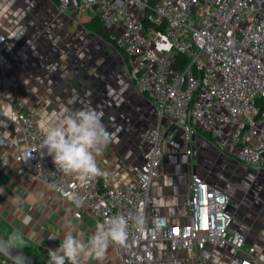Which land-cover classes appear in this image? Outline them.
Returning a JSON list of instances; mask_svg holds the SVG:
<instances>
[{
    "label": "built area",
    "instance_id": "1",
    "mask_svg": "<svg viewBox=\"0 0 264 264\" xmlns=\"http://www.w3.org/2000/svg\"><path fill=\"white\" fill-rule=\"evenodd\" d=\"M59 2L62 10L72 7V0ZM75 11L79 20L99 16L113 43L123 48L130 79L150 97L159 120L139 139L143 159L133 167L137 185H113L101 163V174L85 183L64 174L42 149L36 107L9 93L1 54L6 38L0 33V113L9 104L38 177L71 201L76 217L89 214L97 224L112 215L128 219L118 264H154L163 240L173 250H185L196 264L225 251L232 256L242 252L239 264H264L234 227L228 193L197 172L188 182L189 221L171 224L159 215L148 221L154 203L151 187L161 175L165 145L193 152L163 129V119L183 131L186 141L199 129L221 152L264 170V0H78ZM177 54L186 58L183 67ZM5 143L0 133V148ZM70 194L82 198L81 207ZM137 216L145 221L142 231L136 227Z\"/></svg>",
    "mask_w": 264,
    "mask_h": 264
},
{
    "label": "crops",
    "instance_id": "2",
    "mask_svg": "<svg viewBox=\"0 0 264 264\" xmlns=\"http://www.w3.org/2000/svg\"><path fill=\"white\" fill-rule=\"evenodd\" d=\"M75 12L73 7L61 11L53 0H0V33L6 38L1 43V54L9 93L33 104L42 126L62 110L90 108L100 113L111 135L97 158V163L105 167V179L115 186L137 185L133 167L143 159L139 139L158 122L156 108L130 79L124 53L85 26L93 15L79 20ZM162 127L193 152L187 154L165 145L161 175L151 187L154 203L148 221L159 215L171 224H183L190 219L187 194L191 173L197 172L216 184L199 172L192 159L196 143L200 150L208 146L211 149L210 144L214 143L199 129L186 141L184 132L167 119L162 120ZM0 133L6 139L0 148V233L14 237L25 251H38L46 261L48 250L58 248L67 232L79 234L87 242L95 231L96 219L89 214L76 217L71 201L38 177L9 104L0 113ZM222 154L234 158L231 159L240 168L256 171L237 158ZM247 177L249 182L256 179L253 173ZM220 187L231 198L234 227L246 235L245 247L254 246L257 255L264 259V190L243 195ZM52 236L56 238L51 239ZM117 251L118 245H112L102 261L90 259L87 264H118ZM243 256L242 252L232 256L225 251L206 264H239ZM154 264L196 262L185 250H173L163 240L157 245Z\"/></svg>",
    "mask_w": 264,
    "mask_h": 264
},
{
    "label": "clouds",
    "instance_id": "3",
    "mask_svg": "<svg viewBox=\"0 0 264 264\" xmlns=\"http://www.w3.org/2000/svg\"><path fill=\"white\" fill-rule=\"evenodd\" d=\"M42 134V149L61 172L75 175L81 183L101 174L97 158L110 142L111 135L102 123L100 113L90 108L75 112L62 110L51 122L43 124ZM70 196L76 207L82 206V198L75 194ZM135 222L142 231L143 217L137 216ZM127 235L128 219L124 215L108 216L96 225L87 242L79 234L65 233L59 247L48 250L47 264H87L90 259L102 261L110 246L125 244Z\"/></svg>",
    "mask_w": 264,
    "mask_h": 264
},
{
    "label": "rangeland",
    "instance_id": "4",
    "mask_svg": "<svg viewBox=\"0 0 264 264\" xmlns=\"http://www.w3.org/2000/svg\"><path fill=\"white\" fill-rule=\"evenodd\" d=\"M127 62L128 61L125 58V64H127ZM126 92L128 93L129 91ZM126 115H128L127 111H125V116ZM143 119L145 120V118ZM145 124L148 125L147 121ZM152 126L153 125L151 124L148 127L151 128ZM208 142L210 143V141ZM198 143L200 144L202 141L200 140ZM210 145L212 146L211 149H209L208 146L207 148L200 150L196 143V152L195 155L192 156V159L195 161L194 163L197 165L199 172L205 173V176L215 181L216 184L228 188L229 190L241 192L243 195L250 194L251 192L249 191L260 192L261 190H264V171L252 172L249 170L248 172L246 169L240 168V164L232 160L234 158L231 157V159L229 158L230 156L228 157L222 154L214 144L211 143ZM252 173L253 175H256V179L249 182L247 175ZM13 239L15 238L13 237ZM33 253L45 258L44 255L38 251L33 250ZM3 259H5L6 262L5 260L3 261ZM8 262L9 260L0 254V264H7Z\"/></svg>",
    "mask_w": 264,
    "mask_h": 264
},
{
    "label": "water",
    "instance_id": "5",
    "mask_svg": "<svg viewBox=\"0 0 264 264\" xmlns=\"http://www.w3.org/2000/svg\"><path fill=\"white\" fill-rule=\"evenodd\" d=\"M78 5V0H72V7ZM0 254L15 264H47L46 261L25 251L0 233Z\"/></svg>",
    "mask_w": 264,
    "mask_h": 264
},
{
    "label": "trees",
    "instance_id": "6",
    "mask_svg": "<svg viewBox=\"0 0 264 264\" xmlns=\"http://www.w3.org/2000/svg\"><path fill=\"white\" fill-rule=\"evenodd\" d=\"M53 1H54L56 4H58V5H59V3H60L59 0H53ZM85 26H86L89 30H91V31H93V32H95V33H97V34H98L99 36H101L102 38H104V39H106V40H108V41H110V42L113 43V41L111 40V37H110V32L104 27L103 22H102V20L99 18L98 15L93 16L89 21L85 22ZM113 45L116 46L115 43H113ZM118 48L120 49L121 52L124 53L123 48H121V47H118ZM176 62H177V64H178L179 66L183 67L184 64H185V62H186V58H185L184 56L180 55V54H177ZM205 135L208 136V137L210 138V135H209V134L205 133ZM5 237H6V236H5ZM7 238H8L9 240H11L13 243H15V244L17 245V243L14 241L13 238H10V237H7ZM19 247H20V246H19ZM27 252H29L30 254H32V255H34V256H36V257L42 259V257H40V256H38V255H35L32 251H27ZM42 260H43V259H42ZM44 261H46V260H44ZM46 262H47V261H46Z\"/></svg>",
    "mask_w": 264,
    "mask_h": 264
}]
</instances>
